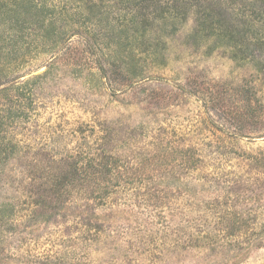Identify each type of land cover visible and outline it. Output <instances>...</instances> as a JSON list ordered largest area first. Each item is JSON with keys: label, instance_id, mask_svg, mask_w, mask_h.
<instances>
[{"label": "trees", "instance_id": "obj_1", "mask_svg": "<svg viewBox=\"0 0 264 264\" xmlns=\"http://www.w3.org/2000/svg\"><path fill=\"white\" fill-rule=\"evenodd\" d=\"M190 17L185 45H220L264 76V0H0V253L6 245L23 264H103L90 254L110 249L104 217L120 184L136 182L144 170L167 183L206 176L202 170L216 154L206 150L210 142H184L167 124L94 118L41 130L33 122L38 91L49 79L67 74L113 91L143 84L166 66L168 39ZM39 56L45 70L21 79V69ZM235 105L236 117L259 122L256 97L246 114ZM50 227L67 233L52 239ZM200 233H183L184 241L225 247L246 237L255 247L260 240L236 228ZM27 241L48 248L23 250Z\"/></svg>", "mask_w": 264, "mask_h": 264}, {"label": "rangeland", "instance_id": "obj_2", "mask_svg": "<svg viewBox=\"0 0 264 264\" xmlns=\"http://www.w3.org/2000/svg\"><path fill=\"white\" fill-rule=\"evenodd\" d=\"M192 26L190 17L169 37L166 66L137 87L97 89L87 86L83 78L66 74L49 79L38 91L33 122L40 124L41 130L51 123L69 128L77 122L106 118L116 125L120 120L133 125L144 118L167 124L186 137L184 142H210L206 150L216 153L202 170L207 177L200 180L167 183L144 170L136 182L120 184L104 217L110 249L104 254L91 253V261L264 264V76L251 63L233 59L220 45L213 50L209 45H185ZM44 59L39 56L21 69V79L43 72L45 66L39 64ZM254 97L262 104L259 122L250 123L253 117L249 115L236 117V102L246 114L248 100ZM231 228L256 234L260 239L257 246H249L246 237L225 247H209L200 238L191 246L184 241L183 233L200 237L202 231L227 232ZM50 231L55 240L67 233L54 227ZM34 242H28L31 245H24L23 250L40 253L48 248ZM6 248L4 245L0 253V264H23V258L9 252L15 250ZM23 250L17 251L24 255Z\"/></svg>", "mask_w": 264, "mask_h": 264}]
</instances>
